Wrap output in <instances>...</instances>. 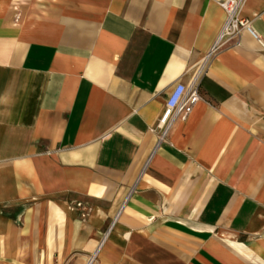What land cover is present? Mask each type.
Here are the masks:
<instances>
[{"label": "crops", "instance_id": "1", "mask_svg": "<svg viewBox=\"0 0 264 264\" xmlns=\"http://www.w3.org/2000/svg\"><path fill=\"white\" fill-rule=\"evenodd\" d=\"M0 0V264H264V0ZM251 30H250V29ZM179 83L200 92L163 140Z\"/></svg>", "mask_w": 264, "mask_h": 264}, {"label": "built area", "instance_id": "2", "mask_svg": "<svg viewBox=\"0 0 264 264\" xmlns=\"http://www.w3.org/2000/svg\"><path fill=\"white\" fill-rule=\"evenodd\" d=\"M219 2L226 11V22L209 54L215 53L226 40H230L239 31V27L248 26L246 20L238 17V10L243 0H219ZM200 98L201 96L198 87L194 85L186 86L183 83H179L175 86L167 97L164 111L157 124L161 140L167 137L169 130L176 119L184 121L189 117L195 104ZM98 250L99 247L87 257L85 264H94L96 262L98 258ZM54 264L75 263L71 261H65L63 263L56 261Z\"/></svg>", "mask_w": 264, "mask_h": 264}]
</instances>
